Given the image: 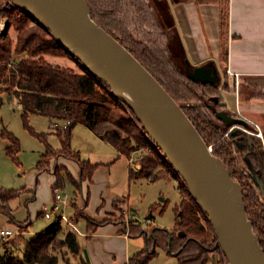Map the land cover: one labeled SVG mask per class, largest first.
I'll use <instances>...</instances> for the list:
<instances>
[{"label":"trees","instance_id":"obj_1","mask_svg":"<svg viewBox=\"0 0 264 264\" xmlns=\"http://www.w3.org/2000/svg\"><path fill=\"white\" fill-rule=\"evenodd\" d=\"M87 2L96 23L127 48L162 84L183 108L208 146L213 147V154L226 164L233 179L242 185L246 211L264 251L262 142L258 136L251 137V140L245 135L239 137L240 131L225 136L226 129L219 125L223 121L218 119L216 110L207 105H190L193 101H202L203 96L213 97L222 103V90L229 89L228 82L219 85L187 78L182 66L166 48L173 33L172 27L163 28L148 0ZM226 15L225 12L223 24ZM2 18L7 20L8 29L4 33L0 29V110L5 103L4 94L7 93L8 100L21 107L22 117L28 128L32 114L47 117L52 121V129L61 142V148L56 150L47 143L45 135L35 133L46 143V153L36 167L38 171L45 169L50 159L56 160L63 156L79 164L83 182L91 181L96 165L83 161L71 146L74 128L83 125L115 148L120 157L130 158L135 144L147 148L140 168L137 171L130 168L131 180L145 178L156 182L179 177L175 169L162 158L158 148L149 142L134 112L113 95L105 81L94 76L69 53L40 22L9 0H0V23ZM11 28L16 32V39L10 33ZM46 55H66L75 61L80 71L51 63ZM201 90L202 93L198 94ZM220 107L222 110L226 109L222 104ZM0 124L3 125L1 116ZM30 130L33 131L31 127ZM0 137L9 140L6 153L16 164H20L19 139L5 126L0 130ZM242 163L251 167L256 180L246 172ZM159 167L162 169L158 170ZM56 174L58 187L63 178L60 170L56 169ZM181 189L184 191L182 186ZM186 189L187 197H183L175 207L174 229H156L153 235L147 237L148 248L131 257L129 264H149L156 255V250L153 252L152 247L158 245L175 255L178 264L214 263L215 255L222 254L220 249L215 248L217 237L209 218L193 198L187 185ZM25 190H9L0 186V200L4 202L0 204V212L23 231L29 228V223L25 226L15 220L9 201L20 197ZM160 206L161 203H156L150 211L154 212ZM87 222L93 232L98 223L90 218H87ZM61 231V223H54L30 240L22 238L25 246L20 247L21 254L7 250L0 256V264H57L60 258L52 250L65 247L72 253H80L81 247L76 234L69 231L61 239ZM130 234L142 235L144 230L133 227Z\"/></svg>","mask_w":264,"mask_h":264},{"label":"crops","instance_id":"obj_2","mask_svg":"<svg viewBox=\"0 0 264 264\" xmlns=\"http://www.w3.org/2000/svg\"><path fill=\"white\" fill-rule=\"evenodd\" d=\"M169 2H171L169 10L172 28L174 27L177 33L186 63L193 68L199 66L211 68L213 74L218 77L219 85L227 81L229 89L222 90L221 103L226 108L225 111L238 115L239 110L250 122L264 131V0H170ZM225 12L227 15L223 24ZM49 121L52 129V121L50 119ZM92 133L104 142L94 132ZM117 154L116 157V153L112 152V157L95 162L90 159L83 160L96 165L91 181L83 182L79 164L63 156L53 161L50 167L41 171L36 169L38 178L35 189L30 187V190L24 191L15 199L23 203L32 200L33 197L40 206L39 215L49 222L39 232H31L33 220L31 214L26 216L24 211L21 218L16 220L20 223H29V228L22 232L23 238L30 240L53 226L54 219L46 218L42 211L45 206L53 208L57 204L54 216L64 215L80 231V234L73 231L67 221L61 224L60 236L66 235L69 231L74 232L81 247V252L77 254L65 247L68 255L60 260L67 261L66 264H129L131 257L146 250L147 237L153 235L156 229L162 228L149 229L146 226L150 224V220H155L153 214L156 210L150 211L146 225L141 219L130 217L128 182L131 181L132 160L128 157H120L118 152ZM42 156L43 154L39 161L42 160ZM123 158L127 159L128 164L124 175L123 172L119 174V168L116 166ZM56 169H60L63 178L58 187H56L58 183ZM60 192L64 193L62 195L64 201L56 199V194ZM15 199L9 201L10 206ZM14 213L15 209L13 216ZM0 214L7 219L9 227L0 228V247L4 249L1 256L5 253L9 242L11 245L18 242L16 235L19 227L15 223H8L10 218L1 212ZM87 218L98 223L93 232L90 231ZM133 227H141L144 234L131 235L130 231ZM1 230H11L15 234L4 239ZM24 246L25 244L22 243L21 247ZM166 252L168 256L177 259L168 250ZM215 261L209 264H215ZM151 263L150 261L149 264Z\"/></svg>","mask_w":264,"mask_h":264},{"label":"water","instance_id":"obj_3","mask_svg":"<svg viewBox=\"0 0 264 264\" xmlns=\"http://www.w3.org/2000/svg\"><path fill=\"white\" fill-rule=\"evenodd\" d=\"M40 22L54 38L136 115L145 133L187 185L209 218L230 264H264V251L250 221L242 185L208 144L178 102L146 67L93 19L87 0H9ZM188 77L216 84L218 77L199 66ZM234 127L248 121L219 111ZM0 124V130L3 129ZM150 218V217H149ZM171 241V239H170Z\"/></svg>","mask_w":264,"mask_h":264},{"label":"rangeland","instance_id":"obj_4","mask_svg":"<svg viewBox=\"0 0 264 264\" xmlns=\"http://www.w3.org/2000/svg\"><path fill=\"white\" fill-rule=\"evenodd\" d=\"M148 1L153 7V13L155 14L156 18L159 20L163 28L167 29L168 27H172V19L169 10L171 5V2H169L170 0ZM0 29L3 33L7 31L8 24L6 19L2 18ZM172 30L173 33L170 36V40L166 44V48L169 54L182 66L187 78L190 79L188 77V74L194 68L186 64L185 55L177 33L174 32V27L172 28ZM10 33L12 37L16 39V32L13 28L10 29ZM154 35L156 37V33H154ZM45 57L51 63L73 67L75 70L80 71L75 61L66 55H46ZM201 93L202 90L198 91V94ZM7 96V93L4 94L5 103L0 110V116L5 128L8 131L12 132L19 139L21 151L18 157L20 160V164H16L6 153V149L10 145L9 140L0 137V186L9 190H30V187H32V189L34 190L38 178L36 175V167L41 154L46 153V143L42 141L36 134L45 135L47 143L56 150L61 148V142L57 135H55L54 131L51 129V124L47 117L32 114L29 118L28 128L23 120L21 107H18V104H16L15 102H9ZM190 105H207L208 107L216 110L217 113L219 111H225L221 109V103L217 99L209 96H203L202 101H193L192 103H190ZM226 112L229 115H235L231 112ZM237 116L240 117L239 115ZM219 125L226 129L227 133L225 136H227L231 132L238 133V131H240L243 134L240 133L239 137H244L245 135V137L249 140L252 139L251 137H257L260 131L257 125L249 121L245 127H234L232 125H228L225 122H219ZM30 127L34 132L30 130ZM147 138L149 142L154 147H156L148 136ZM258 138L262 142V146L264 148V131L263 137L258 136ZM71 146L73 150L80 154L82 160L90 159L93 162L97 160L99 161L101 159L106 160L109 157H112V152L116 153V157L118 155L117 151H115V149L110 144L101 142L90 130L87 129V127L83 125H78L74 128ZM134 149L135 150L132 151L130 155V159L132 160V168L137 171L140 168L141 159L146 155L148 150L147 148L139 146L137 144H135ZM158 152L160 153L162 158L167 161L164 155L160 151ZM53 161H55V159H50L49 162H47L48 165L46 164V166L50 167ZM242 164L243 166L245 165V163ZM116 166L119 168V174L123 172L124 175L125 167H128L127 159L123 158V160L118 161ZM114 169L116 170V168ZM161 169V167L158 168V170ZM244 169L247 173L252 175L255 180L257 179L256 175L253 173V170L249 165H245ZM131 181L128 182L130 184V191H128L130 192V217L138 220L141 219V221L146 225V222H148L147 216L150 215L151 207L156 203H161V207L159 209H156L155 213L153 214L155 216V220H150V224L146 226L149 229L162 228L168 231L173 230L176 223L175 207L181 202L183 197H187L186 184L183 179L180 176H176V178L169 177V179H160L156 182H149L145 178L134 179V181ZM181 186L184 191H182ZM60 194L64 195V193L62 192H60ZM31 199L32 200L23 203L20 202L19 199H15L11 207L15 209V220H19L24 211L26 212V216L29 213L31 214V220H33V224L30 227V231L36 233L39 232L41 228H43V226H45L49 222V220H46L39 215V212H41L40 206L36 204V202L33 200V197ZM0 204H4V202L0 200ZM8 220V223H14L10 219ZM6 221L7 219H5V217L0 214V228L2 226H5L3 227L4 229L9 228ZM24 225L27 226L28 223H24ZM18 227V234L16 235V237L18 238V246L16 242L15 244L13 243V245L10 244L11 242L6 245V251H13L15 254H21L22 249L20 247L22 244L23 230L20 226ZM63 235L65 236V234ZM63 235L61 234L59 238H64ZM153 248L154 247H152V249ZM154 249L156 250V255L153 257V261L151 260V264H177V259L175 260V258L168 256L164 246L158 245L157 247L155 246ZM3 251V247H0V254H2ZM52 252L55 255H59V258L63 257L64 259L68 255V251L66 250V248L52 250ZM219 256L220 253L215 255V260ZM66 262H64V260L62 259L57 264H66Z\"/></svg>","mask_w":264,"mask_h":264},{"label":"built area","instance_id":"obj_5","mask_svg":"<svg viewBox=\"0 0 264 264\" xmlns=\"http://www.w3.org/2000/svg\"><path fill=\"white\" fill-rule=\"evenodd\" d=\"M238 115L241 117V118H244L246 119L247 121H249V119H247L244 115H242L240 113V111L238 110ZM250 122V121H249ZM65 125V124H64ZM260 129V128H259ZM258 136L259 137H263V132L262 130L260 129L259 133H258ZM154 144V143H153ZM155 145V144H154ZM210 150L213 151V147L212 146H209ZM160 151V150H159ZM161 152V151H160ZM56 199L58 201H64L63 200V196L60 194V193H57L56 194ZM58 207V205L56 204L55 207L53 208H49L47 206H45L43 208V215L48 218V219H54L55 223H61L63 221H67L70 226L72 227L73 231H75L76 233L80 234V231L79 229L73 224L71 223L64 215H60V216H54V209H56ZM15 233L11 230H1V235L2 237L5 239V238H8L12 235H14ZM215 264H230L228 262V260L226 259V257L223 255V253L216 259L215 261Z\"/></svg>","mask_w":264,"mask_h":264},{"label":"flooded vegetation","instance_id":"obj_6","mask_svg":"<svg viewBox=\"0 0 264 264\" xmlns=\"http://www.w3.org/2000/svg\"><path fill=\"white\" fill-rule=\"evenodd\" d=\"M236 117H238V116H236ZM263 132V131H262Z\"/></svg>","mask_w":264,"mask_h":264}]
</instances>
